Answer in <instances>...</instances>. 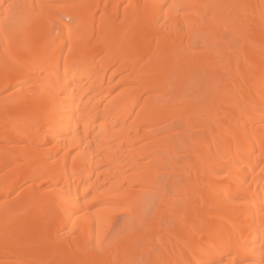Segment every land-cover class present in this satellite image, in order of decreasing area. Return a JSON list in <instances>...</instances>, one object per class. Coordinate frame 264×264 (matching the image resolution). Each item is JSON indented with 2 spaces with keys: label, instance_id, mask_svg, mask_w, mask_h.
I'll use <instances>...</instances> for the list:
<instances>
[{
  "label": "bare ground",
  "instance_id": "6f19581e",
  "mask_svg": "<svg viewBox=\"0 0 264 264\" xmlns=\"http://www.w3.org/2000/svg\"><path fill=\"white\" fill-rule=\"evenodd\" d=\"M0 264H264V0H0Z\"/></svg>",
  "mask_w": 264,
  "mask_h": 264
},
{
  "label": "rangeland",
  "instance_id": "374dc122",
  "mask_svg": "<svg viewBox=\"0 0 264 264\" xmlns=\"http://www.w3.org/2000/svg\"><path fill=\"white\" fill-rule=\"evenodd\" d=\"M120 216L117 217V222L119 224L125 222L128 219L126 216H122V215H120Z\"/></svg>",
  "mask_w": 264,
  "mask_h": 264
}]
</instances>
